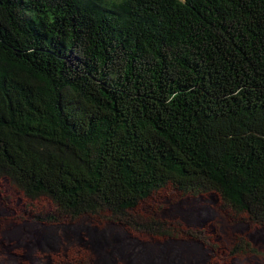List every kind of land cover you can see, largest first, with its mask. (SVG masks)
Here are the masks:
<instances>
[{"label": "trees", "instance_id": "1", "mask_svg": "<svg viewBox=\"0 0 264 264\" xmlns=\"http://www.w3.org/2000/svg\"><path fill=\"white\" fill-rule=\"evenodd\" d=\"M3 178L40 222L170 237L131 210L171 185L264 228V0H0Z\"/></svg>", "mask_w": 264, "mask_h": 264}, {"label": "rangeland", "instance_id": "2", "mask_svg": "<svg viewBox=\"0 0 264 264\" xmlns=\"http://www.w3.org/2000/svg\"><path fill=\"white\" fill-rule=\"evenodd\" d=\"M56 214L45 198L30 201L9 179L0 181V264H264V228L240 219L211 193L188 194L167 185L131 213L164 221L178 234L140 233L110 220L107 211L40 222ZM200 229L208 246L183 237ZM242 241L244 250L230 253Z\"/></svg>", "mask_w": 264, "mask_h": 264}]
</instances>
